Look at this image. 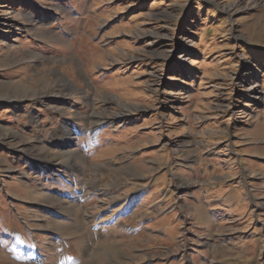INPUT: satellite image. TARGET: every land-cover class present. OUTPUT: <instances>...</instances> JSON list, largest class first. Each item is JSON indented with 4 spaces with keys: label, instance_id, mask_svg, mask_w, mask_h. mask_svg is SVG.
Instances as JSON below:
<instances>
[{
    "label": "rangeland",
    "instance_id": "rangeland-1",
    "mask_svg": "<svg viewBox=\"0 0 264 264\" xmlns=\"http://www.w3.org/2000/svg\"><path fill=\"white\" fill-rule=\"evenodd\" d=\"M0 264H264V0H0Z\"/></svg>",
    "mask_w": 264,
    "mask_h": 264
},
{
    "label": "bare ground",
    "instance_id": "bare-ground-1",
    "mask_svg": "<svg viewBox=\"0 0 264 264\" xmlns=\"http://www.w3.org/2000/svg\"><path fill=\"white\" fill-rule=\"evenodd\" d=\"M110 100V99H109ZM125 109H129V106H123ZM131 108V107H130ZM123 112V111H122ZM125 112V111H124ZM94 114H97V115H95L94 117H95V120H93V123L91 124V126H90V128H89V131L90 132H92V131H94L95 130V128L96 127H98L100 124H102L104 121L102 120V119H105V122H109V120H113V121H117L121 116H122V113L121 112H118V113H115V114H113L112 115V117L110 118H108V117H106L104 114H102V113H93V115ZM86 119H87V117H86ZM90 119V118H89ZM88 119V120H89ZM89 124V125H90ZM73 130V129H72ZM74 131V130H73ZM75 134V133H74ZM71 135H73V132H68L67 130H66V132H65V135L63 136V139L64 140H62V142H60V144L62 145V146H66V145H68V144H71L72 143V141H73V139L75 138V137H72ZM114 257H116V256H114ZM94 259V258H93ZM113 260H114V258H112ZM118 259V258H117ZM115 262V261H114Z\"/></svg>",
    "mask_w": 264,
    "mask_h": 264
},
{
    "label": "crops",
    "instance_id": "crops-1",
    "mask_svg": "<svg viewBox=\"0 0 264 264\" xmlns=\"http://www.w3.org/2000/svg\"><path fill=\"white\" fill-rule=\"evenodd\" d=\"M103 121H105V119H102Z\"/></svg>",
    "mask_w": 264,
    "mask_h": 264
}]
</instances>
